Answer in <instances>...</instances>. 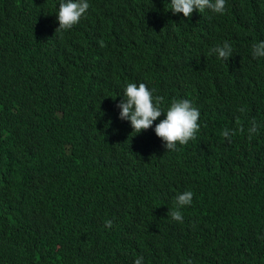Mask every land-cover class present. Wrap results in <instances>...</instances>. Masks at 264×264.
Listing matches in <instances>:
<instances>
[{"label":"trees","instance_id":"trees-1","mask_svg":"<svg viewBox=\"0 0 264 264\" xmlns=\"http://www.w3.org/2000/svg\"><path fill=\"white\" fill-rule=\"evenodd\" d=\"M59 3L0 0V264H264V0L190 18L171 0H88L56 32ZM224 41L227 61L208 54ZM127 83L164 108L190 100L196 139L167 151L163 113L135 134L116 107Z\"/></svg>","mask_w":264,"mask_h":264},{"label":"clouds","instance_id":"clouds-1","mask_svg":"<svg viewBox=\"0 0 264 264\" xmlns=\"http://www.w3.org/2000/svg\"><path fill=\"white\" fill-rule=\"evenodd\" d=\"M226 0H171L170 10L174 13H182L185 18H190L194 10L203 13L206 9L215 13L223 14L225 11ZM88 0H60L58 9L55 12L59 26L56 32L69 30L79 23L80 19L89 9ZM100 46L104 47L105 42L99 41ZM216 54L217 58L227 61L233 55V48L228 41L222 45L218 44L209 51V55ZM252 56L254 58L264 57V41L252 45ZM124 99L116 107L119 111L121 120L130 121L135 134L142 130H147L153 126L154 121L166 114L159 123L155 124L154 132L159 137L167 151H179L177 145H186L190 140L196 139V134L200 129L198 123L200 111L193 106L188 99H173L167 108L162 107L164 98L153 96V90H150L145 83H127L124 86ZM240 112L245 109L241 107ZM237 124L239 119L237 118ZM241 131L243 128L241 126ZM258 128L255 120L252 121V127L249 129V138L252 133H256ZM221 135L231 142V135H235L234 130L225 128ZM193 193L184 191L178 193L175 197V210H169L167 215L174 221L183 223V215L180 209L192 203ZM112 220L105 221V227L111 228ZM143 257H137L134 264H142Z\"/></svg>","mask_w":264,"mask_h":264}]
</instances>
